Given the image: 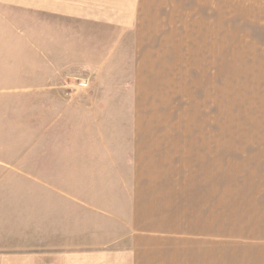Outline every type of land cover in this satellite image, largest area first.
<instances>
[{"label":"crops","instance_id":"0c3cea01","mask_svg":"<svg viewBox=\"0 0 264 264\" xmlns=\"http://www.w3.org/2000/svg\"><path fill=\"white\" fill-rule=\"evenodd\" d=\"M0 8L12 27L39 34L23 36L29 48L53 50L48 87L36 89L47 96L54 65L159 64L160 54H184L213 79L262 82L264 119V0H0ZM76 50H93V60ZM63 125L43 140V155L31 153L29 174L61 178L49 192L102 216L93 223L104 243L30 249L0 264H264V121L263 135L238 137H70ZM76 229L84 240L83 219Z\"/></svg>","mask_w":264,"mask_h":264},{"label":"rangeland","instance_id":"374dc122","mask_svg":"<svg viewBox=\"0 0 264 264\" xmlns=\"http://www.w3.org/2000/svg\"><path fill=\"white\" fill-rule=\"evenodd\" d=\"M10 24L11 13L0 8V256L104 243L95 240L100 235L93 223V217L100 222L102 216L77 212L59 194L49 192L50 186L62 183L61 178L29 174L31 153L43 155L48 148L43 140L57 136L63 124L70 137L263 135L258 89L262 82L239 81L235 74L228 80L209 74L208 79L204 64L192 68L184 54H160L159 64L54 65L55 95L47 96L36 89L48 87L44 79L50 74L48 58L53 50L29 48L23 36L36 39L39 34H25L19 23ZM76 51L93 60L89 56L93 50ZM63 52L77 56L75 50ZM82 81L86 87L79 86ZM60 115L66 123H61ZM46 127L54 130L45 133ZM96 163L109 169L104 159ZM75 181L73 176L63 178L66 186ZM81 219L86 234L84 240H77Z\"/></svg>","mask_w":264,"mask_h":264},{"label":"built area","instance_id":"2783aa9c","mask_svg":"<svg viewBox=\"0 0 264 264\" xmlns=\"http://www.w3.org/2000/svg\"><path fill=\"white\" fill-rule=\"evenodd\" d=\"M79 86H81V87H86L87 84H86V82L82 81V82L79 84Z\"/></svg>","mask_w":264,"mask_h":264}]
</instances>
